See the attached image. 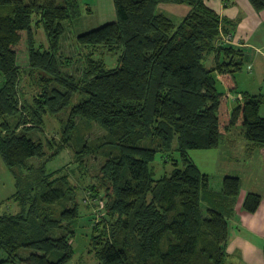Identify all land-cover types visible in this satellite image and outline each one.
I'll use <instances>...</instances> for the list:
<instances>
[{
    "label": "trees",
    "instance_id": "trees-1",
    "mask_svg": "<svg viewBox=\"0 0 264 264\" xmlns=\"http://www.w3.org/2000/svg\"><path fill=\"white\" fill-rule=\"evenodd\" d=\"M249 2L264 11V0ZM114 3L116 20L79 34L72 56L62 40L66 23L82 14L81 0H0V154L17 178L9 209L0 203V264L72 258L82 218L78 188L49 174L46 162L70 144L79 119L107 130L97 149L85 142L76 154L82 160V153L102 150L105 157L109 218L93 226L89 250L100 264H228L242 179L226 175L214 188L190 150L220 147L242 126L251 148L264 152V94L240 90L237 78L247 53L233 43L238 21L207 0ZM161 3L190 10L177 24L158 12ZM108 53H118L117 66L108 67ZM26 77L35 84L30 100ZM48 115L64 123L62 142L28 135L44 131ZM47 147L55 151L36 167ZM160 158L173 169L158 176ZM262 202V194L250 192L243 207L255 213Z\"/></svg>",
    "mask_w": 264,
    "mask_h": 264
},
{
    "label": "rangeland",
    "instance_id": "rangeland-1",
    "mask_svg": "<svg viewBox=\"0 0 264 264\" xmlns=\"http://www.w3.org/2000/svg\"><path fill=\"white\" fill-rule=\"evenodd\" d=\"M81 2L83 4L82 14L73 18V21L66 23L67 30L62 40V44H64L63 51L72 56L77 55L78 49L76 48L78 47L75 40L79 34L99 27L108 20H116L117 18L114 0H81ZM173 4L161 3L158 7V12L167 14L179 24L189 12L190 6L187 4H180L183 7H180V11L176 12L171 9ZM88 7L92 8L91 11ZM40 35V38L46 39L43 31H40ZM250 49L251 48H247L248 53H250ZM105 60L108 67L117 66L118 53H108ZM77 66L79 67L80 63L76 66L72 65V70L75 71ZM237 78L240 90L262 92V89H264V82L256 77L253 71H248L247 66H244L237 74ZM29 80H27V77L24 79L23 82L25 86L23 89L25 98L30 100L35 84H33L32 79ZM218 85L220 90L227 91L225 83L221 80ZM234 96L237 95L234 94ZM234 96H232V100H230L231 107L237 104L233 99ZM62 123L63 122L58 117L48 115L44 131L32 129L27 131V133L29 136L35 139H41L44 142H48L49 139L55 142H62L64 127V123ZM242 130V126H236L233 131H231L232 136L236 138V146L234 147L223 142L220 147L213 149L190 150V157L203 172L210 175V181L214 188L221 187L222 181L226 175H241L246 187L257 180L258 171L255 170L253 174H250L253 168L246 164V162L250 163L254 160H247L246 157L244 158V155H241V152L243 153L245 151L243 154L246 153V145L248 144L244 139ZM106 131L104 127L94 121L79 119L77 121V127L72 134L70 144L66 145L65 149L59 155H56L50 161L46 162V170L49 174L56 173L54 177H69L68 179L72 186L78 188L77 200L80 205L82 218L79 226L76 228V233L73 238L74 254L67 264H100L95 253L89 250L91 248L90 241L93 234V226L99 224L103 218H109L108 209L106 208L107 200L104 198L107 190L101 186V166L105 161V157L100 153L102 150H99V152L92 150L90 153H82V160L78 159L76 154L80 155L78 151L85 142L92 148L95 147L97 149L96 146L101 142V140H98L104 136ZM54 151L47 147V157L41 160L35 159L33 164L37 167L40 163L47 160L49 155ZM256 151L264 153L261 150ZM156 168L157 175L161 176L162 174L170 172L173 169V165L171 163H166L164 165L163 159L160 158L159 162L156 163ZM36 173H39L41 178H44V174L41 170H37ZM18 177L20 178V174H18ZM16 179L15 173L4 163L0 154V203H3L1 211L9 209L10 204L8 205V201L10 200H8V198L17 191ZM262 183L263 186L260 189L264 191V181ZM67 185H69V183H67ZM93 187L95 189H100L98 196H93L91 194L95 193ZM11 202H13V200H11ZM13 205H15L13 207L17 209L18 204L16 203ZM60 234L61 231L52 233V235L55 236Z\"/></svg>",
    "mask_w": 264,
    "mask_h": 264
},
{
    "label": "crops",
    "instance_id": "crops-1",
    "mask_svg": "<svg viewBox=\"0 0 264 264\" xmlns=\"http://www.w3.org/2000/svg\"><path fill=\"white\" fill-rule=\"evenodd\" d=\"M207 1L222 17L238 21L233 43L245 48L247 53L244 66H247L248 71H253L254 75L264 82V11L257 12L249 0ZM180 7L183 6L173 4L171 9L177 12L180 11ZM247 48H251L250 53ZM251 93L264 94V89L262 92ZM261 113L264 114V105ZM231 133L225 136L222 143L226 142L234 147L236 138ZM244 139L246 140L245 136ZM246 146V153L241 152V155H244L247 160H254L246 164L253 168L250 174H253L255 170L258 171L257 180L246 187L244 179L238 175L242 179V190L236 203V213L231 218L233 226L228 244V264H264V191L260 189L264 181V153L256 151L258 149H252L249 142ZM250 192H257L263 196L262 205L255 213H250L243 207L246 196Z\"/></svg>",
    "mask_w": 264,
    "mask_h": 264
},
{
    "label": "built area",
    "instance_id": "built-area-1",
    "mask_svg": "<svg viewBox=\"0 0 264 264\" xmlns=\"http://www.w3.org/2000/svg\"><path fill=\"white\" fill-rule=\"evenodd\" d=\"M230 37L232 38V36H229V38H230Z\"/></svg>",
    "mask_w": 264,
    "mask_h": 264
}]
</instances>
